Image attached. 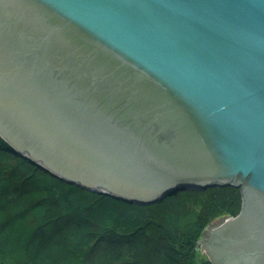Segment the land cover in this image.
<instances>
[{
  "label": "water",
  "instance_id": "water-1",
  "mask_svg": "<svg viewBox=\"0 0 264 264\" xmlns=\"http://www.w3.org/2000/svg\"><path fill=\"white\" fill-rule=\"evenodd\" d=\"M0 135L131 203L240 187L200 242L264 264V0H0Z\"/></svg>",
  "mask_w": 264,
  "mask_h": 264
},
{
  "label": "trees",
  "instance_id": "trees-1",
  "mask_svg": "<svg viewBox=\"0 0 264 264\" xmlns=\"http://www.w3.org/2000/svg\"><path fill=\"white\" fill-rule=\"evenodd\" d=\"M241 207L233 185L173 190L147 204L92 192L0 135V264H213L200 239Z\"/></svg>",
  "mask_w": 264,
  "mask_h": 264
},
{
  "label": "rangeland",
  "instance_id": "rangeland-1",
  "mask_svg": "<svg viewBox=\"0 0 264 264\" xmlns=\"http://www.w3.org/2000/svg\"><path fill=\"white\" fill-rule=\"evenodd\" d=\"M199 248H200V252L204 254V253H205V251H204V249H203V247H202V244H201V242H200ZM205 254H206V253H205Z\"/></svg>",
  "mask_w": 264,
  "mask_h": 264
}]
</instances>
